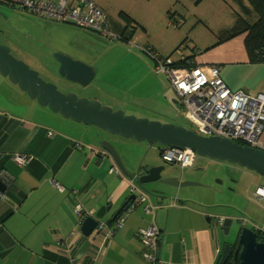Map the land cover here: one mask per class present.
Masks as SVG:
<instances>
[{
  "label": "crops",
  "instance_id": "obj_1",
  "mask_svg": "<svg viewBox=\"0 0 264 264\" xmlns=\"http://www.w3.org/2000/svg\"><path fill=\"white\" fill-rule=\"evenodd\" d=\"M94 1L107 12L111 29L128 38L97 36L92 30L59 24L77 32L69 54L92 65L96 71L94 80L102 83L109 78L105 62L111 71L117 68L124 78L112 73L115 84L126 83L133 92L129 106L176 117L180 105L175 90L167 76L164 74L169 85L159 75L163 73L156 71L147 51L168 55L154 46L141 47L137 43L140 38L134 34L141 22L138 10L142 4L136 0L139 6L135 9L128 0ZM119 9L132 23L120 16ZM214 47L206 53L171 59L220 65V75L231 90L251 95L264 93V63L249 60L242 36ZM113 53L116 59H107ZM106 103L117 109L125 107L124 103ZM81 125L84 124L41 107L0 74V172L8 170L15 175L5 197L0 199V264H146V247L139 230L153 224L160 228L157 264H218L230 222L212 208L217 203L208 197L222 192L211 186L213 190L199 191L200 197H194L181 188L176 200L156 203L151 198L153 211L146 213L143 206L137 207L114 230L115 213L130 196L129 181L112 157L93 152L91 147L95 145L88 146V129ZM96 134L106 138L98 130L93 140ZM77 141L82 143L81 148L74 147ZM15 152H28L32 158L19 165L12 160ZM120 156L125 164L137 166L138 160L131 159L132 152L125 150ZM184 172L182 180L195 178L191 172ZM204 194L209 196L204 198ZM108 205L102 219L106 227L85 236L80 230L78 210L96 213Z\"/></svg>",
  "mask_w": 264,
  "mask_h": 264
},
{
  "label": "rangeland",
  "instance_id": "obj_2",
  "mask_svg": "<svg viewBox=\"0 0 264 264\" xmlns=\"http://www.w3.org/2000/svg\"><path fill=\"white\" fill-rule=\"evenodd\" d=\"M103 1L104 3L108 2V0ZM128 3L131 8L135 9L139 4H142L138 10L141 20L138 19L141 22L136 25L134 33L140 38L137 43H140L141 47L154 46L159 52L170 55L173 59L182 55L206 53L211 50L210 48L221 45L222 43L218 44L219 39L226 34L225 30H229L234 25L236 14L240 12L238 6L231 0H139V4L136 0H128ZM117 12L124 19L123 14L125 13L120 12V9ZM59 24L32 14L17 5L0 1V42L11 47L14 56L26 62L32 69L37 70L44 80L56 84L59 90L77 92L80 96L96 95L102 99L98 98L100 101H104V104H107L106 102L124 103L125 107L118 109H123L126 114L182 125L197 131L196 126L189 121L181 107L178 108L179 113L176 117L167 118L160 113L158 115L151 112L146 113L129 106L128 100L133 92L126 83V86L123 83L115 84L117 80L112 73L122 79L124 77L117 68L111 71L107 61L105 62L106 71H109L107 83L99 82L96 79L83 86L60 76L58 73L59 64L53 54L62 53L74 57L69 52L71 51V42L77 32L68 31L66 27L59 26ZM94 34L102 36L95 32ZM115 55L114 53L113 55L108 54L107 59L114 60L116 59ZM159 75L169 85L165 75ZM81 126L88 129L89 143L99 130L106 137L104 139H109L116 145L119 154L125 150L132 152L131 159L133 161L137 159V165L142 163L147 165L164 164L168 173H175L180 177L185 175L184 171L191 172L195 178L184 180L194 182L195 185L173 187L158 182L146 185L149 188L165 190L167 196L163 200L166 202L176 199L181 188L189 190L190 195L194 197H200L199 191L213 190L211 186L215 190H220L222 194H215V196L204 194V198L209 196L210 201L217 203L212 208L218 210L230 222L229 233L224 238L226 244L235 243L243 227L253 228L257 224L258 227L264 229V202L251 197L256 186L264 184V177L257 172L228 161L201 155L196 156L193 166L182 169L178 164L165 162L161 158L159 144L148 145L147 142L116 136L95 125ZM100 137L96 134L93 143H88V146L95 145L96 147H92L100 148ZM126 165L132 168L135 164L129 162ZM127 191L129 196L131 194L129 187H127Z\"/></svg>",
  "mask_w": 264,
  "mask_h": 264
},
{
  "label": "water",
  "instance_id": "obj_3",
  "mask_svg": "<svg viewBox=\"0 0 264 264\" xmlns=\"http://www.w3.org/2000/svg\"><path fill=\"white\" fill-rule=\"evenodd\" d=\"M53 57L59 64V75L65 79L83 86L94 80L95 68L85 61L62 53H54ZM0 74L18 85L41 107L48 108L63 118L84 125H95L113 135L147 142L148 145L159 144L161 149L165 147L191 149L197 155L228 161L264 177V149L220 136H205L182 125L126 114L123 109H114L97 98L80 96L73 91L63 92L56 84L44 80L37 70L14 56L11 47L1 42ZM99 140L100 148L92 147L93 150L112 157L119 171L129 181L131 194L124 206L115 213L114 218L125 212L141 195H145L147 204L152 203L151 197L156 199V203L165 201L163 199L166 198L167 192L154 187L149 188L146 186L149 183L158 182L173 187L195 185L194 182L182 180L175 173H168L164 164L142 163L129 168L112 142L102 137ZM6 188L7 186L0 181V190L5 192ZM109 208V205L102 206L96 213L93 211L92 216H86L81 220V232L85 236H90L100 228V224L104 222L102 220L104 214ZM157 241L159 246L160 240ZM236 243V249L235 244L224 245L218 264H226L232 253L233 259L235 262L239 261V264H264V241L258 239V232L253 228L243 227Z\"/></svg>",
  "mask_w": 264,
  "mask_h": 264
},
{
  "label": "built area",
  "instance_id": "obj_4",
  "mask_svg": "<svg viewBox=\"0 0 264 264\" xmlns=\"http://www.w3.org/2000/svg\"><path fill=\"white\" fill-rule=\"evenodd\" d=\"M27 9L33 14L47 16L64 22L73 21L76 25L97 32L108 38H121L112 31L107 12L94 0H0ZM155 62L157 72L163 73L170 80L176 100L186 117L193 123L199 134L220 136L254 148L264 149V93L255 95L242 90H231L220 75V65L203 64L188 61L174 65L171 58H162L152 49L147 51ZM76 146L81 147L80 143ZM161 158L166 162L176 163L182 168L193 166L196 153L191 149L165 147ZM32 158L28 152H15L12 160L19 165L27 164ZM14 174L8 170L0 172V181L7 187L14 180ZM59 189H62L59 186ZM255 199L264 201V188H256L252 193ZM5 192L0 190V199ZM138 206H143L146 213L155 209L145 203V195L136 198L130 207L115 221L114 230L122 226L125 217ZM93 211L85 208L78 210L80 222ZM102 222L100 228H105ZM111 232V231H110ZM139 236L146 247V264H157L158 239L160 228L153 224L139 230Z\"/></svg>",
  "mask_w": 264,
  "mask_h": 264
},
{
  "label": "trees",
  "instance_id": "obj_5",
  "mask_svg": "<svg viewBox=\"0 0 264 264\" xmlns=\"http://www.w3.org/2000/svg\"><path fill=\"white\" fill-rule=\"evenodd\" d=\"M231 1L238 6L240 12H237L234 25L230 27L229 30H225L226 34L219 39L218 44L230 40L231 38H234L236 36H242L244 39V44L249 60L252 63H264V0H231ZM123 15L127 22L132 23L131 19L126 14ZM44 18L55 21L60 24H68V25L80 27L76 25L73 21L64 22L58 19L49 18L47 16H44ZM128 28L129 27L126 26L125 31L128 32ZM120 34L122 36H125V33H120ZM160 57L161 59L171 58L170 55L166 57L160 55ZM186 61L174 62L175 63L174 65L179 66L186 63ZM77 143H80L82 147V143L77 141L74 143L75 148H78L76 146ZM93 152H96V150H93ZM258 234H259L258 239L260 241H263L264 232L260 233L258 230ZM226 264H239V261L235 262V260L231 255L229 260L226 262Z\"/></svg>",
  "mask_w": 264,
  "mask_h": 264
},
{
  "label": "flooded vegetation",
  "instance_id": "obj_6",
  "mask_svg": "<svg viewBox=\"0 0 264 264\" xmlns=\"http://www.w3.org/2000/svg\"><path fill=\"white\" fill-rule=\"evenodd\" d=\"M88 30V29H87ZM112 31L113 32H115L113 29H112ZM116 34H120V33H117V32H115ZM121 35V34H120ZM126 38H128V36L127 35H125V36H122L121 35V38H119V39H126ZM197 132V131H196ZM197 156V155H196ZM195 159H196V157H195ZM194 164H195V162H194ZM193 164V165H194ZM258 187H260V188H264V184H262V185H257L256 186V188H258ZM255 188V189H256ZM253 229L256 231V232H258V230H259V232L261 233V232H264V229H262V228H260V227H258V225L257 224H255L254 226H253ZM259 235V234H258ZM264 241V240H263ZM237 244V243H236ZM236 244H235V246H234V249H236ZM234 249H233V252H234ZM232 255V257H233V253L231 254Z\"/></svg>",
  "mask_w": 264,
  "mask_h": 264
},
{
  "label": "clouds",
  "instance_id": "obj_7",
  "mask_svg": "<svg viewBox=\"0 0 264 264\" xmlns=\"http://www.w3.org/2000/svg\"><path fill=\"white\" fill-rule=\"evenodd\" d=\"M110 26H111V25H110ZM161 150H162V149H161ZM161 150H160V153H161ZM102 155H107V154L102 153ZM107 156H109V155H107ZM160 156H161V155H160ZM165 162H166V161H165ZM175 164H176V163H175ZM180 167H181V166H180ZM175 202H176V201H175ZM135 209H136V208H135ZM135 209H134V210H135ZM122 213H123V212H122ZM122 213H121V214H122ZM121 214H120V215H121ZM120 215H119V216H120ZM119 216H118V217H119ZM118 217H117V218H118ZM117 218H116V219H117ZM115 221H116V220H115Z\"/></svg>",
  "mask_w": 264,
  "mask_h": 264
}]
</instances>
